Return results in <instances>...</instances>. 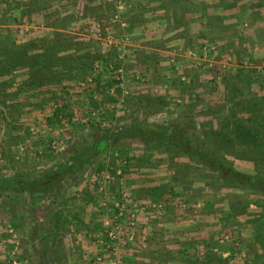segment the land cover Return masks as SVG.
<instances>
[{
  "label": "rangeland",
  "instance_id": "rangeland-1",
  "mask_svg": "<svg viewBox=\"0 0 264 264\" xmlns=\"http://www.w3.org/2000/svg\"><path fill=\"white\" fill-rule=\"evenodd\" d=\"M26 3L0 0L1 37L56 32L79 47L59 54L99 58L37 90L0 77V177L40 178L136 120L264 176V0ZM44 194L0 198V264H264V196L174 146L117 140Z\"/></svg>",
  "mask_w": 264,
  "mask_h": 264
},
{
  "label": "trees",
  "instance_id": "trees-1",
  "mask_svg": "<svg viewBox=\"0 0 264 264\" xmlns=\"http://www.w3.org/2000/svg\"><path fill=\"white\" fill-rule=\"evenodd\" d=\"M34 0H27L24 4L29 7ZM31 11H29V15ZM50 26V25H49ZM52 26V25H51ZM58 34L52 33L51 38H32L25 42H16L8 36H0V77L10 76L18 71L25 73L26 78L18 87V92L27 89H39L40 86L63 79H72L84 75L87 69L98 60L97 55L85 52L75 57V52L59 54L71 48H79L77 43L68 41L64 37L55 39ZM74 46V47H71ZM80 50V49H79ZM81 62V63H80ZM81 65L85 67L80 72L74 73ZM7 80H0V87L7 84ZM109 81H106L108 84ZM2 103H6L3 99ZM238 135L243 142L249 140L255 143L259 134L249 128L238 127ZM173 134V135H172ZM133 138L144 145L174 146L184 155L195 159L198 163L213 172L215 182L226 188L253 190L264 196V176L250 175L246 172L227 166L220 158L207 152L200 145H193L187 139L176 137V133L164 131L157 125L135 121L129 126L120 127L112 135L103 134L89 146L83 148L74 158L64 162L55 170L35 179H14L0 177V198H21L26 194L33 199L35 196H45L50 187L56 185L68 174L81 170L93 155L111 148L117 140ZM33 201V200H32Z\"/></svg>",
  "mask_w": 264,
  "mask_h": 264
},
{
  "label": "built area",
  "instance_id": "built-area-1",
  "mask_svg": "<svg viewBox=\"0 0 264 264\" xmlns=\"http://www.w3.org/2000/svg\"><path fill=\"white\" fill-rule=\"evenodd\" d=\"M109 42H111V44L113 43V42H112V40H109ZM115 46H116V45H115ZM118 56L120 57V56H121V54H120V53H118Z\"/></svg>",
  "mask_w": 264,
  "mask_h": 264
},
{
  "label": "crops",
  "instance_id": "crops-1",
  "mask_svg": "<svg viewBox=\"0 0 264 264\" xmlns=\"http://www.w3.org/2000/svg\"><path fill=\"white\" fill-rule=\"evenodd\" d=\"M230 2H232V1H230ZM210 10H211V9H210ZM210 10H209V8H208V10H207V11L209 12ZM195 14H196V12H195Z\"/></svg>",
  "mask_w": 264,
  "mask_h": 264
}]
</instances>
